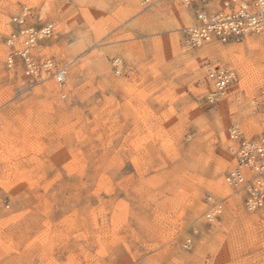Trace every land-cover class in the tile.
<instances>
[{
    "label": "rangeland",
    "instance_id": "1",
    "mask_svg": "<svg viewBox=\"0 0 264 264\" xmlns=\"http://www.w3.org/2000/svg\"><path fill=\"white\" fill-rule=\"evenodd\" d=\"M22 13L53 24L34 54L67 66L64 98L6 63ZM193 23L182 0H0V264H264V216L223 181L229 125L263 129V39L186 48ZM239 49L243 64L225 61ZM208 68L235 74L214 103ZM207 196L222 203L212 221Z\"/></svg>",
    "mask_w": 264,
    "mask_h": 264
},
{
    "label": "built area",
    "instance_id": "2",
    "mask_svg": "<svg viewBox=\"0 0 264 264\" xmlns=\"http://www.w3.org/2000/svg\"><path fill=\"white\" fill-rule=\"evenodd\" d=\"M148 0H145L147 2ZM214 0H183L194 8V24L184 28L182 45L195 48L203 43L216 40L221 43L239 41L249 34H260L264 43V0H216L218 7L212 9ZM14 30L5 42L9 49L6 57L8 66L18 64L23 76L41 82L52 80L60 87L59 93L65 97L67 66L52 58H38L34 54L37 43L51 35L53 24L41 26L28 23L26 13L12 17ZM115 62V73H119L120 61ZM206 77L212 83V91L205 96L208 103H214L227 91L235 78L230 70L209 69ZM253 113L259 114L263 125L260 136L247 138L239 123L227 128V136L233 146L229 147L234 160L225 181L243 191V205L250 211L259 210L264 215V85L250 100ZM218 210L207 209L204 216L209 221ZM213 213H212V211ZM217 217V216H216ZM215 217V218H216ZM186 246L189 240H186Z\"/></svg>",
    "mask_w": 264,
    "mask_h": 264
},
{
    "label": "bare ground",
    "instance_id": "3",
    "mask_svg": "<svg viewBox=\"0 0 264 264\" xmlns=\"http://www.w3.org/2000/svg\"><path fill=\"white\" fill-rule=\"evenodd\" d=\"M183 1V0H182ZM213 2H216V0H214V1H211V3L210 4H212ZM186 4V3H185ZM186 5H188V4H186ZM190 6V5H189ZM192 8H193V6H191ZM44 12H45V9L44 8H42V11H41V13H40V17H42L43 16V14H44ZM193 14H194V8H193ZM194 21H195V18H194ZM194 24V23H193ZM193 24H191L190 26H192ZM190 26H187L186 28H188V27H190ZM255 34H257V33H255ZM257 35H260V34H257ZM261 36V35H260ZM262 37V36H261ZM263 39V38H262ZM254 40V39H253ZM258 40V39H257ZM211 41H213V40H211ZM216 41V40H215ZM210 42V41H209ZM260 42V41H259ZM208 43V42H207ZM204 44V43H203ZM202 45V44H201ZM258 45H260V44H258ZM257 45V42H254V41H248V43H247V48H248V51H249V57L248 58H246V60H248V66L250 67V69H252L253 70V66L255 65V64H258L260 61V56L261 55H259V47L261 46H258ZM200 46V45H199ZM198 47V46H197ZM262 49V48H261ZM209 52V50L208 49H201L200 51H199V56H201V55H205L206 53H208ZM226 52V51H225ZM228 52V54H229V51H227ZM221 53V52H220ZM224 55V57H227L226 56V54L225 53H223ZM232 54V53H231ZM263 54V53H262ZM261 59H262V56H261ZM244 60H245V57H244V53H243V50H241V49H239V54H232V55H230L229 54V56L227 57V58H225V61H231V62H233V63H238V64H243V62H244ZM117 62H119L118 60H117ZM119 64V63H118ZM260 64V63H259ZM258 68V67H257ZM209 69H213V68H208L207 70H206V73H207V71L209 70ZM220 69H225V68H220ZM225 70H230V69H225ZM255 70V69H254ZM259 70V69H258ZM230 71H232V70H230ZM233 72V71H232ZM234 73V72H233ZM34 82V81H33ZM49 90H50V87H49ZM222 141H223V145H224V142L226 141V138L224 137V135H222ZM230 147V146H229ZM230 170V169H229ZM228 170V171H229ZM227 171V172H228ZM227 172L224 174V177H223V181H224V184L227 186V187H229V188H232V189H236V190H241L240 188H237V187H234V186H232V185H229L226 181H225V176H226V174H227ZM205 200H206V203L208 204V203H210L211 201H212V199H211V196H207L206 198H205ZM218 205H221V207H220V212L218 213V212H214L215 213V215H213L212 217H211V215H210V220L209 221H212V220H214V219H216L220 214H221V212H222V203H221V201H216V202H211V204H210V206H209V208L210 209H213V210H218ZM208 208V209H209ZM248 210V209H247ZM212 211V210H211ZM219 211V210H218ZM250 211V210H249ZM256 211H259V210H256ZM251 212H255V211H251ZM260 212V211H259ZM212 213H213V211H212ZM213 213V214H214ZM261 214H262V212H260ZM263 215V214H262ZM217 216V217H216ZM264 216V215H263ZM216 217V218H215ZM242 220L245 222V223H247V224H251V223H253V222H257L256 220H255V218L254 217H246L245 215H242ZM253 224H255V223H253ZM246 225V224H245ZM253 226V225H252ZM251 227V226H250ZM185 240H189V242H190V238H186Z\"/></svg>",
    "mask_w": 264,
    "mask_h": 264
}]
</instances>
